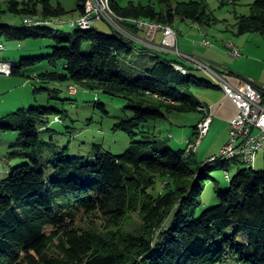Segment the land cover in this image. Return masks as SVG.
Masks as SVG:
<instances>
[{"label":"trees","instance_id":"obj_1","mask_svg":"<svg viewBox=\"0 0 264 264\" xmlns=\"http://www.w3.org/2000/svg\"><path fill=\"white\" fill-rule=\"evenodd\" d=\"M74 1L76 9L68 12L50 0H8L4 12L51 23L69 13L82 16L87 0ZM111 3L123 18L164 26L172 27L177 18L210 21L206 0H159L160 8L151 1L125 7L118 0ZM126 27L133 34L140 31L128 23ZM236 30L238 35L264 36V0H255L250 16H237ZM3 39L55 42L52 54L7 66H12L10 76L27 78L34 93L59 95L63 86H81L125 100L124 109L132 115L115 127L128 135L129 148L121 155L99 152L91 159L73 156L69 147L54 142L53 118L62 121L67 112L32 106L0 119L2 135L18 136L7 154L0 155V172L8 174L0 180V264H264V171L239 168L229 177L228 190H217L218 205L199 215L212 173L241 162H199L190 149L199 123L194 138L179 150L162 146L149 127L171 113L203 114L208 106L191 88L211 89L213 82L193 75L196 69L188 63L113 29L104 34L93 27H74L69 33L52 24L17 27L3 24L0 15L1 43ZM84 43L91 45L90 54L83 53ZM135 51L158 56L145 75L131 79L121 72L120 59ZM135 213L142 219L141 230L123 231V223ZM85 218L98 219L103 228H84L80 222Z\"/></svg>","mask_w":264,"mask_h":264},{"label":"rangeland","instance_id":"obj_2","mask_svg":"<svg viewBox=\"0 0 264 264\" xmlns=\"http://www.w3.org/2000/svg\"><path fill=\"white\" fill-rule=\"evenodd\" d=\"M7 1L0 0L1 22L11 26H22L24 18L14 17L12 14L4 12L7 10ZM19 1L23 2L26 0ZM50 1L53 6L61 4L68 12H73L77 7L74 0ZM149 1L155 4L157 8H160L159 0H118L123 7L130 2L146 5ZM190 1L176 0L178 3ZM223 2V0H206L210 21L205 24L194 23L189 20L182 21L177 18L172 25L179 41L178 50L186 54L189 53L191 56L193 55L194 58L203 61L208 67L216 70L229 68L235 65V60H241L230 55L226 47V44L230 41L237 43L240 40L242 44L248 46L251 51L250 54L244 53L246 59L250 55L251 58L255 57V59H258L260 55L264 56V49L261 46L264 36L238 35L236 30L237 16H250L255 0H238L235 5L227 1L225 4ZM79 18L78 13H69L62 19L50 20V24L56 29L69 33L73 31V27L70 24L76 22ZM92 27L101 33L112 34L111 27L104 21H96ZM204 40H208L213 45L211 47L204 45ZM161 42L162 40L158 39V44H161ZM2 43L5 49L0 51V63L7 66L28 57L52 54L53 50L50 46L55 45V42L50 39L21 42L5 41L3 39ZM239 46L244 48L242 45ZM82 50L84 54H90L91 45L84 43ZM157 56L158 53L151 51L145 53L135 51L133 55L120 59V70L129 78L136 79L145 75V70L154 64ZM166 56L179 59L173 54H166ZM256 61L253 60L245 64L243 70L262 78L264 77V63ZM10 67L11 71L12 66ZM59 70L63 72L61 65ZM191 73L200 79H207L212 82V78L210 79L205 71L193 70ZM75 87L77 88L76 95L70 94L67 86L62 87V93L59 95H49L47 92L36 94L34 93L33 85L27 78L10 76V73L0 74V119L15 114L21 108L32 106L49 107L62 113L67 112L68 116L62 121L57 122L55 121L56 118H53L51 127L56 132L53 135V140L56 144L60 147H69L71 155L86 159L94 158L99 152H110L114 155L123 154L130 146V138L126 133L116 130L115 127L118 123L130 119L132 115L129 110L124 109L125 100L111 98L81 86ZM191 91L202 102H206V95L208 92H212L209 89L196 86L192 87ZM204 114L171 113L168 114V119L150 123L149 127L153 128L157 133L158 141L162 146L173 150L185 149L190 139L194 138L196 123L201 119V116L200 122L204 119ZM3 135L0 132V155H6L12 144L18 139L15 133ZM226 137L227 132L225 133V131L214 130L210 133L208 132L195 152L197 160L205 162L210 157L219 155ZM194 142H197V138H194ZM190 149L193 151L191 147ZM246 167L248 166L241 162L240 165L232 166L227 170L213 172L211 175L212 179L206 183L202 197L203 206L199 209L198 214L200 215L203 211L218 205L217 190L226 191L230 186V179L226 177L227 173L232 178L238 173L239 168ZM255 171H264V152L259 157ZM7 176V172H0V180ZM80 223L84 228L97 226L98 229L103 228L100 224L101 222L96 218H85ZM141 228L142 219L137 213L131 214L122 225V230L125 232H137Z\"/></svg>","mask_w":264,"mask_h":264},{"label":"built area","instance_id":"obj_3","mask_svg":"<svg viewBox=\"0 0 264 264\" xmlns=\"http://www.w3.org/2000/svg\"><path fill=\"white\" fill-rule=\"evenodd\" d=\"M232 3V0H230ZM96 21H104L111 29L118 32L129 39L136 41L135 35L126 27V23L131 24L141 31H145L146 38L143 43L148 48H153L167 54L177 56L181 61L193 66L196 70L205 71L209 76L222 81L221 90L225 96L237 108L236 115L230 121L229 141L222 148L217 156L212 158H222L231 154H238L239 162H247L248 165L254 166L257 154L264 150V90L254 86L252 82L245 81L236 86L231 83L230 79L222 75L215 69L208 67L202 61L194 58L193 56L183 53L178 50L177 33L163 31L162 29H146L140 24L133 22L116 21L105 12L103 0H94V10L90 18H86L85 23L70 24L71 26L79 25H93ZM30 22H23L26 26H31ZM163 33L161 44H157L156 34ZM208 46V43H203ZM232 51V57L241 59L240 49L235 44H226ZM211 47V46H208ZM5 49L4 44L0 42V51ZM11 67L0 66V71L4 74L10 73ZM181 68H183L181 66ZM184 69V68H183ZM70 94L76 95L77 88L70 86ZM212 123V116L210 109L208 117H205L198 125L205 127V136L208 134ZM227 177V175H226ZM228 178V177H227Z\"/></svg>","mask_w":264,"mask_h":264},{"label":"crops","instance_id":"obj_4","mask_svg":"<svg viewBox=\"0 0 264 264\" xmlns=\"http://www.w3.org/2000/svg\"><path fill=\"white\" fill-rule=\"evenodd\" d=\"M134 35H135V38L137 39L135 41V43L139 44V45H143L145 38H146L145 31L140 30L138 33H136ZM252 35H259V34H252ZM162 38H163V33L158 32L156 34V39H155L156 43L158 44V39L162 40ZM248 39H252V38H248ZM230 42L235 44L241 50L242 58L239 61L235 60L234 66H231L229 68H220L219 70L225 71L226 73L232 72L234 76L229 77V79H230L231 83L236 85V86L240 85L241 83H243L245 81H249V82H252L254 84V86H256L257 88L264 90V77H262V78L257 77L255 75H253L252 73H250L249 71L243 70L244 65L249 63L250 61L257 60L256 62H258V63H261V62L264 63V56L260 55L258 57V59H255V57L251 58L250 57L251 55H250L246 59V57H244V53L250 54V51H251V50H249L248 46L246 44H242L240 40L237 43H235V41L234 42L230 41ZM262 43H263V45H262ZM239 45H242L244 48L240 47ZM178 46H179V41H178ZM261 46L264 49V38L261 42ZM187 54H189V53H187ZM189 55H191V54H189ZM168 58L169 59H176V58H170V57H168ZM212 82L214 83L213 80H212ZM209 90L212 92H208V94L206 95V97H207L206 102H204L208 106V109H210V115L212 116V123H211L209 133L211 131H214V130L219 131V132L225 131V133L227 132V137H226V139L222 145V148H223L229 141L230 121L236 115L237 108L225 96L224 92L219 87H214V88H211ZM201 119H202V116H201ZM200 120L196 123V125L200 122ZM191 140H192V138L190 139V141ZM262 152H264V150L260 151L256 156L255 163L253 166L254 169H256L257 162H258L259 157H260ZM200 162H202V161H200Z\"/></svg>","mask_w":264,"mask_h":264},{"label":"bare ground","instance_id":"obj_5","mask_svg":"<svg viewBox=\"0 0 264 264\" xmlns=\"http://www.w3.org/2000/svg\"><path fill=\"white\" fill-rule=\"evenodd\" d=\"M226 1L228 3H230V0H226ZM233 3H234V0H232V3H230V4H233ZM103 5H104L105 12L108 13L113 20L122 21V22L137 23V24H140V26H143L146 29H162L163 31L176 33L175 29L173 27H171V26H164V25H161V24H158V23H155V22H152V21H148V20L134 19V18H123V17L117 15L112 9L111 0H103ZM93 10H94V0H87L86 6H85V13L82 16H80V18L76 22H72L71 24L85 23L86 22V18H90L91 17V15L93 13ZM33 20H34V23H31V26H34V25L38 26V25H42V24H50L49 22H47V21L45 22V20L43 21L42 19L37 18V17L25 18L24 22H30V21H33ZM72 27L73 28L77 27V28H80L82 30H88V29L92 28V25H79V26H72ZM203 43H208V46H212L213 45L208 40H204ZM228 44H233V43L229 42ZM226 47L229 50L230 55L232 56V51L230 50L229 46L226 45ZM151 49H153V48H151ZM240 55H241V50H240ZM0 66L1 67H5L7 65L3 64V63H0ZM174 67H176V69L180 70L184 74H186V72H187L186 69L181 68L180 65H175ZM211 78L214 81L215 85L221 89L222 88V81L221 80H217L216 78L210 76V79ZM202 111H203V113H205L204 114L205 117H208L209 109L205 107V109L203 108ZM197 132H198L197 133V135H198L197 136V142L195 143L194 146H191V148L193 149L194 152H196L198 145L201 143V140L205 137V127H203V125H198ZM218 160H222V161H224V160H237L238 161V154H231V155L224 156L222 158H212V159H209V162H215V161H218ZM243 163L246 164L248 167H253L251 165H248L247 162H243ZM227 177L228 178L230 177L229 173H227Z\"/></svg>","mask_w":264,"mask_h":264},{"label":"water","instance_id":"obj_6","mask_svg":"<svg viewBox=\"0 0 264 264\" xmlns=\"http://www.w3.org/2000/svg\"><path fill=\"white\" fill-rule=\"evenodd\" d=\"M0 74L4 75V73L2 71H0Z\"/></svg>","mask_w":264,"mask_h":264}]
</instances>
